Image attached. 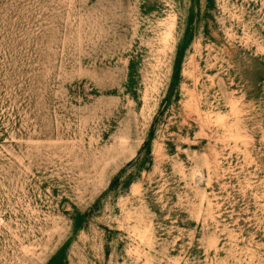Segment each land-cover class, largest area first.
<instances>
[{"label":"rangeland","instance_id":"obj_1","mask_svg":"<svg viewBox=\"0 0 264 264\" xmlns=\"http://www.w3.org/2000/svg\"><path fill=\"white\" fill-rule=\"evenodd\" d=\"M0 264H264V0H0Z\"/></svg>","mask_w":264,"mask_h":264}]
</instances>
